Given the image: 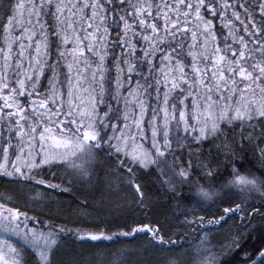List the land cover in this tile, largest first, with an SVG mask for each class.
<instances>
[{"label":"snow or ice","instance_id":"obj_1","mask_svg":"<svg viewBox=\"0 0 264 264\" xmlns=\"http://www.w3.org/2000/svg\"><path fill=\"white\" fill-rule=\"evenodd\" d=\"M0 264H264V0H0Z\"/></svg>","mask_w":264,"mask_h":264},{"label":"trees","instance_id":"obj_2","mask_svg":"<svg viewBox=\"0 0 264 264\" xmlns=\"http://www.w3.org/2000/svg\"><path fill=\"white\" fill-rule=\"evenodd\" d=\"M135 245H113L111 249H101V250H97L96 252V257L98 260H103L106 258V253L111 251L113 253H115L116 251H120L121 253H127V252H131L135 250ZM85 260H90L92 259V255L91 254H86L85 255Z\"/></svg>","mask_w":264,"mask_h":264}]
</instances>
